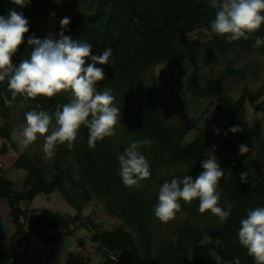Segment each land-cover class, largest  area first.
Listing matches in <instances>:
<instances>
[{"label":"trees","instance_id":"obj_1","mask_svg":"<svg viewBox=\"0 0 264 264\" xmlns=\"http://www.w3.org/2000/svg\"><path fill=\"white\" fill-rule=\"evenodd\" d=\"M57 3L70 10L85 4V0H31L23 8H17L12 0H0V16L6 17L10 9H15L28 21L29 31L12 58L14 64L29 57L31 47L27 41L33 36L39 39L44 26L49 25L59 39L60 22L51 12L58 8ZM85 6L90 9L88 4ZM214 18L210 0H95L94 10L72 16L63 29L64 36L92 44L90 55L102 54L105 47L112 49L109 63L96 65L105 75L96 87L97 91L112 89L114 105L121 109L120 122L118 119L115 134L98 141L94 149L88 147V130L81 126L71 149L67 144L57 145L51 156L46 155L44 139L38 137L19 153L10 133L25 123V113L46 110L52 114L57 105L68 102V95L28 100L17 96L11 107L5 106L0 96V140L8 142L16 154L9 168L24 173L21 190L16 191L0 165V200L5 201L10 225L9 234L0 243V264H36L26 252L28 232L44 244L55 242L57 232L71 235L74 229L70 224L91 198L122 220L113 230L91 237L105 256L103 264H116L122 248H128L131 260L138 264H233L237 258L240 264H254L239 244L237 233L248 211L264 207V143L255 148L229 129L237 126L249 133L243 121V103L247 101L254 112L260 111L264 103V45L254 47L257 37L264 38V23L247 40L228 42L215 34L204 42L186 39L185 34L197 26L211 31ZM217 56L225 72L203 75L201 68ZM184 62L190 65L186 91L206 100L203 112L213 105L208 99L213 98L219 110L230 115L223 125L226 136L218 147L201 134L184 144L192 125L173 126L169 122L172 108L153 70L165 64L161 72L168 81L172 70ZM89 63L91 60H86L85 66ZM226 80L236 84L240 80V95L233 103L226 96L230 88L225 87ZM249 83L258 85L250 89ZM0 93L11 100L7 81L0 83ZM17 106L19 113L11 112ZM145 138L152 141L151 148L141 149L151 175L141 187L126 188L118 174V157L133 141ZM240 145H246L249 151L241 155ZM213 146L219 166L225 171L217 191L221 194L219 206L230 212L228 219L221 223L210 212L200 213L199 201L194 199L190 203L180 201L181 210L167 223L157 220L153 209L159 188L173 178L190 175L195 179L203 171L201 162L208 158L206 151ZM240 173H247L243 182ZM54 190L76 210V215L66 218L49 210L37 213L27 209L36 194L49 195ZM203 235L209 239L213 256L199 244ZM77 264H88V259Z\"/></svg>","mask_w":264,"mask_h":264},{"label":"clouds","instance_id":"obj_2","mask_svg":"<svg viewBox=\"0 0 264 264\" xmlns=\"http://www.w3.org/2000/svg\"><path fill=\"white\" fill-rule=\"evenodd\" d=\"M30 2L12 0L17 8L26 7ZM210 7L215 10V18L210 23L211 31L205 30L208 39L215 34L226 37L228 42L247 40L264 23V0H210ZM69 23L68 17L60 20L59 39L52 34L44 39L29 37V57L14 64L12 58L29 31L28 21L15 9H10L6 17L0 16V83L7 81V91L11 93V100L7 94L0 93L5 106L11 107L17 96L28 100L68 95V102L57 105L52 114L46 110L25 113L21 142L30 144L43 137V151L49 156L57 145L67 144L71 149L81 126L87 128L88 147L94 149L98 141L115 134L118 119L120 122L121 109L114 105L112 89L97 91L96 87L105 79L103 69L96 65L108 64L112 49L105 47L102 54L90 55L92 44L64 36L63 29ZM262 45L264 38L257 37L254 47ZM89 59L91 63L85 66ZM50 129V134L45 135ZM239 130L237 126L229 129L232 133ZM151 146L152 141L147 138L133 141L119 155L118 174L126 188H139L141 182L150 177L149 162L141 149ZM248 151L246 145L239 146L241 155ZM206 152L208 158L201 162L203 171L195 179L185 175L182 179L173 178L159 188L153 209L157 220L167 223L181 210L180 201L190 203L194 199L199 201L200 213L210 212L221 223L228 219L230 212L219 206L221 194L217 191L218 181L225 171L221 170L214 155L215 146ZM246 175L240 173L241 182ZM237 236L254 264H264V207L248 211L247 217L240 221ZM233 264H240L239 258Z\"/></svg>","mask_w":264,"mask_h":264},{"label":"rangeland","instance_id":"obj_3","mask_svg":"<svg viewBox=\"0 0 264 264\" xmlns=\"http://www.w3.org/2000/svg\"><path fill=\"white\" fill-rule=\"evenodd\" d=\"M87 4L90 6V11L94 10L95 0H85V4H80L70 10H65L61 6V3H57L58 8L52 9L51 12L60 22L64 17L71 19L75 14L89 11L85 6ZM205 30L203 27L197 26L187 32L185 37L187 40L198 39L204 42L209 40ZM50 34L56 38L54 33L51 32L50 26L46 25L40 31L39 39H44ZM164 66L165 64L156 66L153 73L155 77H158L159 86L165 88L167 100L172 108L169 122L173 126L187 123L192 125L190 130L185 134L183 143L187 144L201 134L218 147L226 136L223 125L230 120V115L222 113L213 98H208L212 101L213 105L206 112H203L206 107V100L192 96L185 88L186 78L190 71V65L187 62L175 67L168 81L166 74L161 72ZM205 66L206 68H201L203 75H208L210 72L215 75L225 72L223 61L218 59V56L213 61L208 59ZM239 81L237 82L238 84L235 81H225V87H230L227 88L229 91L226 94L230 103L236 101L240 95L239 88L241 84ZM257 85L258 83L247 84L250 89ZM263 97L259 98L256 103L261 101ZM18 105L20 106V104ZM19 106L14 108V110L11 109V112L18 114L20 111ZM1 120L0 116V123ZM243 121L249 133L239 130L236 134L246 143L259 148L260 143H264V103L261 104L260 111L254 112L249 103L245 101L243 103ZM23 126L24 124L18 125L10 133V139L17 147L19 153L27 145L21 142L22 137L20 136V132ZM0 149L3 151V154H0L1 171L10 180L12 189L20 191L24 173L23 171L9 168L16 154L11 151L8 142L3 140H0ZM26 207L27 209L36 210L37 213L49 210L66 218L77 214L76 210L56 190L49 195L36 194ZM4 210H6V205L0 204V211ZM0 219L3 220L2 218ZM121 221L120 217L111 214L99 200L91 198L78 213L75 222L70 224L69 227L74 229L71 235H66L63 231L57 232L55 242L44 244L31 232H28L26 252L34 257L36 264H77L85 257L88 259V264H103L105 256L99 249V244L92 242L91 237L94 233L113 230L121 224ZM5 239L6 235L0 233V243H3ZM199 244L210 255H214L212 247L209 244V239L205 235L200 238ZM19 251H22V249L19 248Z\"/></svg>","mask_w":264,"mask_h":264},{"label":"water","instance_id":"obj_4","mask_svg":"<svg viewBox=\"0 0 264 264\" xmlns=\"http://www.w3.org/2000/svg\"><path fill=\"white\" fill-rule=\"evenodd\" d=\"M132 253L128 248H122L117 253V256L115 258L116 264H138L137 262H133L131 260Z\"/></svg>","mask_w":264,"mask_h":264},{"label":"crops","instance_id":"obj_5","mask_svg":"<svg viewBox=\"0 0 264 264\" xmlns=\"http://www.w3.org/2000/svg\"><path fill=\"white\" fill-rule=\"evenodd\" d=\"M15 159V158H14ZM13 159V160H14ZM12 160V161H13ZM12 161H11V163H12ZM10 163V164H11ZM4 200L3 199H1L0 200V204H3V206H4V202H3ZM2 215V216H1ZM0 218H2L3 220H1L0 219V233L2 234V235H8L9 234V232H10V225H9V221H8V219H7V210H4V211H0Z\"/></svg>","mask_w":264,"mask_h":264}]
</instances>
